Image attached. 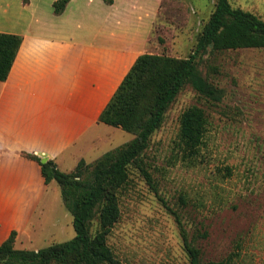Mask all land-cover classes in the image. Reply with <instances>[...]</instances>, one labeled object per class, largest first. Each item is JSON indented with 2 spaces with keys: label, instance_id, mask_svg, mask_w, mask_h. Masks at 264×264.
Masks as SVG:
<instances>
[{
  "label": "rangeland",
  "instance_id": "rangeland-1",
  "mask_svg": "<svg viewBox=\"0 0 264 264\" xmlns=\"http://www.w3.org/2000/svg\"><path fill=\"white\" fill-rule=\"evenodd\" d=\"M215 1L164 0L154 53L188 58ZM230 2L264 20V0ZM198 68L221 91L220 99L186 86L146 152L156 187L132 169L120 193V220L108 239L121 264H190L186 240L200 249L203 261L233 257L235 264H264V49L213 51ZM192 106L205 109L209 126L199 158L189 163L176 143L180 117ZM126 138L103 143L88 158L99 160ZM50 193L51 207L38 212V235L17 249H43L75 237L60 188Z\"/></svg>",
  "mask_w": 264,
  "mask_h": 264
},
{
  "label": "crops",
  "instance_id": "crops-1",
  "mask_svg": "<svg viewBox=\"0 0 264 264\" xmlns=\"http://www.w3.org/2000/svg\"><path fill=\"white\" fill-rule=\"evenodd\" d=\"M57 1L0 0V33L22 36L0 81V245L13 231L16 245L31 242L38 212L51 207L50 192L59 187L23 153L70 173L81 160H97L88 153L103 143L126 138L100 116L139 56L158 50L164 0H71L56 14Z\"/></svg>",
  "mask_w": 264,
  "mask_h": 264
},
{
  "label": "trees",
  "instance_id": "trees-1",
  "mask_svg": "<svg viewBox=\"0 0 264 264\" xmlns=\"http://www.w3.org/2000/svg\"><path fill=\"white\" fill-rule=\"evenodd\" d=\"M71 0H58L61 14ZM112 5L114 0H104ZM22 36L0 33V81H5L16 59ZM264 49V20L252 12L216 0L215 9L188 58L165 54L139 56L102 112L100 122L132 134L133 140L104 154L95 164L81 160L73 172H62L54 160L42 163L37 155L23 156L39 163L47 184L55 181L66 210L72 215L75 237L49 247L17 249L13 231L0 245V264H121L108 243L121 217L120 193L132 169L155 186L146 160L153 135L162 128L166 114L188 85L204 97L219 101L220 93L199 71V61L211 52ZM209 119L205 109L192 106L180 117L176 147L182 160L194 163L205 145ZM91 168V169H90ZM190 264H235L233 257L203 261L200 249L185 241Z\"/></svg>",
  "mask_w": 264,
  "mask_h": 264
},
{
  "label": "water",
  "instance_id": "water-1",
  "mask_svg": "<svg viewBox=\"0 0 264 264\" xmlns=\"http://www.w3.org/2000/svg\"><path fill=\"white\" fill-rule=\"evenodd\" d=\"M48 160L46 158L42 159V163H46Z\"/></svg>",
  "mask_w": 264,
  "mask_h": 264
}]
</instances>
